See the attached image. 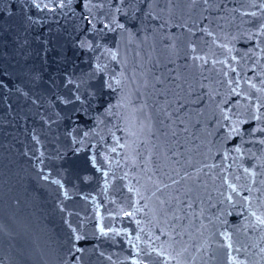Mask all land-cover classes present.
I'll list each match as a JSON object with an SVG mask.
<instances>
[{
    "label": "water",
    "instance_id": "water-1",
    "mask_svg": "<svg viewBox=\"0 0 264 264\" xmlns=\"http://www.w3.org/2000/svg\"><path fill=\"white\" fill-rule=\"evenodd\" d=\"M262 2L0 0V264H264V133L237 154L216 128L264 103ZM68 78L95 93L87 115L57 99Z\"/></svg>",
    "mask_w": 264,
    "mask_h": 264
},
{
    "label": "snow or ice",
    "instance_id": "snow-or-ice-1",
    "mask_svg": "<svg viewBox=\"0 0 264 264\" xmlns=\"http://www.w3.org/2000/svg\"><path fill=\"white\" fill-rule=\"evenodd\" d=\"M74 0H48L47 3L44 2V0H40V2H36V0H33V3L35 4V7L37 9L43 10V9H47L49 11L55 12L58 8L59 9H63L66 6L71 7L73 5ZM179 2H182V0H179ZM189 2L191 4H195L197 2V0H189ZM91 3V0H79V4L81 6V8L87 9L88 8V4ZM169 3H172V0H169ZM203 3L205 5L209 4V0H203ZM53 5H55L53 7ZM260 7L262 9H264V2L261 3ZM90 11V9H89ZM247 15H251L253 17H257L258 14L257 12H251V13H246ZM83 20L87 21L88 25H91L90 28L86 27L84 29V31L87 32H95V33H104V30L107 29L108 31H114L115 29L110 25V24H104L102 28L97 29L96 25L93 23V20L90 19L87 15H84L83 12L81 13ZM113 24H116V21L113 20L112 21ZM117 27L119 28H123L124 25L123 24H116ZM210 34V33H209ZM259 36H264V22L260 23L259 27L256 29L255 33L250 35L248 37L249 40L255 39L256 37ZM79 46L84 48L86 47L87 49L91 50L93 48V44L91 42H87L85 40H80L79 41ZM96 47H99V44H96ZM224 47H227L226 45ZM189 48L191 50V52L193 53L192 56L189 57V59L194 60V61H200L203 60L204 58L199 56V55H195L196 53V47L194 44L189 45ZM229 52L232 51V49L228 48L227 49ZM262 52H264V49H261ZM113 58L114 55H113ZM233 60H235L236 58L233 57ZM205 63H207V61H204ZM219 63H225L224 61H220ZM103 69L97 65L96 67V72H102ZM231 71L235 72L236 69L233 67L231 68ZM92 75L94 74H88V78L91 79ZM225 75H227V73H225ZM87 81L85 79H80L78 82L72 78H68L65 81V86L71 84L73 85V89L72 91V96L71 97H57V99H59L61 101V103H63L64 105H79V107H74L73 108V112L74 113H82L83 115H87L88 114V109L91 107L92 104V98L93 96H95V93H92L91 95H83L80 92V89L86 85ZM117 83H119L117 81ZM229 87L231 88V94H234L236 96H242V93L240 91H238V88L240 86L239 84V80L237 79L235 81L236 87H231L233 84V81L229 80ZM249 85L251 88H256V85L251 83V81H248ZM0 84H2V81H0ZM103 86L115 91L116 89L113 87V84L109 81H103ZM177 87H181L180 85H177ZM257 91H260V89H257ZM244 99H249V107L253 110L249 115L247 116H242L241 115H237L235 112L232 111V109L229 107L227 109L225 108H221L220 112L221 115L220 117L217 119L216 121V128H217V132L220 133L224 139L226 141H231L232 143V149L231 151H234L235 153L239 154L241 153V147H240V143L243 141L245 135L248 136H252L255 135V133L259 132V133H264V124L259 123V122H264V112H261V108H264V103H260L259 102V97H257V103L252 104L251 100L249 97L243 96ZM238 103V102H237ZM112 107H114L113 105H108L105 107V111L106 112H111ZM180 107H184L183 104L180 105ZM82 118V116L80 117ZM253 122H258V123H253ZM77 124H79V119H77ZM246 125H251V127H245ZM85 136L88 135L87 132L84 133ZM35 139V137H34ZM38 142V141H37ZM259 142L261 144H264V138H261L259 140ZM74 144L79 143L81 145V147H77L72 149L73 154L74 155H78L82 150H83V141H76L75 139L73 140ZM117 144H119V140H117ZM112 152L116 151V148H112L111 149ZM41 156H43V153L40 154ZM66 155V154H65ZM58 159H63V157H57ZM228 158V153H225V159ZM88 160L91 163L92 167L97 168L98 171H101V169L97 166L96 163V158L95 156H91L88 158ZM42 163V161H41ZM41 171H43L41 169ZM245 171H247V169H245ZM103 177L105 178V180H107L108 177V172H102ZM49 177L48 176H44L43 179L47 180ZM85 179H90V177H84ZM52 183H55L57 185H60V187H63V185L61 184L60 180H53ZM172 183H179V181L173 180ZM165 187H167L168 185H164ZM232 190L235 192L236 188L234 186H231ZM132 189H129V191H131ZM159 190V189H158ZM65 196H67V192L64 193ZM229 200H231V197H228ZM137 211H139V209H137ZM126 216H134L133 212H126L125 213ZM257 220L261 223L264 224V220H260L259 217H257ZM139 223V222H137ZM100 232L102 235H107L108 232L101 227L100 228ZM119 233H117L118 235ZM83 237L80 236H76V239H82ZM137 239H139V237H137ZM230 247V245H229ZM77 251H81V249H77ZM159 255V253H157Z\"/></svg>",
    "mask_w": 264,
    "mask_h": 264
}]
</instances>
